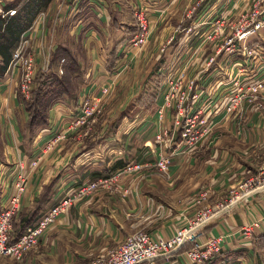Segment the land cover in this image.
<instances>
[{"label": "crops", "instance_id": "0c3cea01", "mask_svg": "<svg viewBox=\"0 0 264 264\" xmlns=\"http://www.w3.org/2000/svg\"><path fill=\"white\" fill-rule=\"evenodd\" d=\"M249 1L49 0L39 6L27 29H20L25 24L20 19L33 2L41 1H0L3 13L15 11L17 21L9 29L28 37L39 66L50 64L51 56L63 49L78 69L75 97L54 103L47 126L35 131L27 129V113L20 102V70L8 68L0 76V211L14 193L19 164L28 167L41 156L37 166L28 169L11 239L81 186L108 180L131 162L143 165L134 176L122 174L109 182V189L101 187L97 194L74 201L22 262L2 259L0 264H91L139 229L170 238L200 209L196 202L201 191L209 193L203 206L216 210L231 188L258 173L264 163V109L245 105L234 114L224 111L233 77L240 66L251 68L248 59L240 51L221 54L211 68L201 71L206 58L191 57L214 20L236 16ZM143 7L148 11L150 36L145 46L135 48L131 46L134 12ZM178 25L192 32L174 34V41L167 44ZM251 38L245 45L257 47L263 61L264 29ZM259 60H252L256 71L261 68ZM59 66L53 64L50 71ZM181 72L196 78L199 93L188 106L189 113L205 110L213 129L193 151L186 150L178 133L172 148L161 150L155 136L161 128L172 129L175 117L174 110L167 109L163 119L158 118L163 77ZM106 87L109 95L101 93ZM85 100L99 110L95 122L72 127ZM50 142L53 147L44 150ZM160 153L170 158L168 177L155 167ZM255 220H261V227L250 240L238 235ZM263 235L264 193H258L214 215L196 241L225 237L221 253L207 264H264V245L258 247ZM170 264H186L182 252L173 255Z\"/></svg>", "mask_w": 264, "mask_h": 264}, {"label": "built area", "instance_id": "2783aa9c", "mask_svg": "<svg viewBox=\"0 0 264 264\" xmlns=\"http://www.w3.org/2000/svg\"><path fill=\"white\" fill-rule=\"evenodd\" d=\"M14 14L15 11L3 13L0 10L2 17L13 16ZM250 16L243 22L240 29L237 28V24L232 18L221 17L214 20L210 30L204 35L200 43L201 50H205L208 45V50L215 51L214 56L206 58L201 71H207L214 65L218 55L225 54L229 56L238 51L244 53L251 67L240 66L238 73L233 77L229 95L225 99L224 111L226 114L241 110L243 105H251L255 110L264 109V98L262 102H259V97L264 95V60H259L260 51L257 47L245 45L249 37L264 28V8L260 11H254ZM187 18H190V15H187ZM134 21L136 32L131 40V46L141 48L147 44L150 36L147 9L143 7L135 10ZM183 31L186 34H190L192 28L175 27L174 33L168 39L167 44H171L174 41V36ZM193 53L191 57H193ZM257 59L261 63L260 72L254 69V64L253 66L251 65ZM9 67L10 70H20L18 92L26 101L30 99L31 93L35 88L36 77L41 74L45 75L50 71L48 62L38 65L35 53L31 51L30 41L25 34L20 37L12 54ZM57 73L62 74V68ZM241 76L242 78H240ZM164 85L162 104L157 109V114L159 120H162L165 111L173 109L175 112L174 126L170 130L161 128L156 134L154 141L161 150L171 149L174 135L178 133L181 142L186 146V150L193 151L196 149L199 140L209 131L208 125H210V122H208L209 114L205 110L198 109L195 113H189L188 106L190 107V104L199 97L196 89V78L190 79L183 72L177 75H166L164 77ZM101 93L109 95V89L107 87L103 88ZM98 111L97 106L92 101L85 100L81 111L74 117L72 127L91 126L95 122ZM61 137L63 138L64 135ZM52 147L53 142H50L44 150H50ZM40 158L41 156H38L30 161L28 167L24 163L19 164L14 193L0 211V260L10 259L20 262L29 249L38 244L41 236L56 223L59 216L67 211L74 201L89 196L103 185L102 181H96L82 186L51 208L34 226L26 229L19 239L11 242L10 236L13 221L19 211L21 198L25 192L28 169H34ZM155 166L161 174L168 177L169 157L160 153ZM142 168L143 166L139 164L129 166L123 170V173L140 171ZM258 193H264V169L258 177L245 181L238 189L231 191L228 200L225 203L223 201L217 204L216 210L205 205L189 221L188 225L176 230L170 238L154 237L145 231H136L127 236L117 248L109 251L105 257L94 261L92 264H158L159 260L164 262L162 264H170L172 256L180 252H182L186 264H207L221 253V245L225 237L208 238L198 243L196 240L200 231L214 215L220 212H228L246 198ZM207 198L206 191L202 192L197 203H202ZM260 227L261 220L252 221L243 227L238 234L243 239L250 240ZM188 245H190V248L183 250Z\"/></svg>", "mask_w": 264, "mask_h": 264}, {"label": "trees", "instance_id": "16d2710c", "mask_svg": "<svg viewBox=\"0 0 264 264\" xmlns=\"http://www.w3.org/2000/svg\"><path fill=\"white\" fill-rule=\"evenodd\" d=\"M39 1H41V4L39 2H33V6H31L24 13L20 20L25 24L24 27L20 29H27L31 25L33 16L37 14L39 6L47 5L49 2V0H44L43 2L42 0ZM15 21H17L15 16L10 17L9 19H2L0 17V76H2L8 70L11 63L12 54L20 38V33L18 31L16 32L13 28L11 31L9 29L12 24L16 23ZM62 59H64L66 64L63 66L64 72L61 76L57 75V73L53 70L45 75H38L36 77L35 88L31 93L30 99L26 101L20 97V102L23 106V109L27 113V129L29 131L43 129L47 126L48 113L54 103L62 100L64 97H69L70 99L75 97L74 90L76 86V79L78 77V69L74 67L75 61L68 54V52L63 49H58L53 55L52 62L54 63ZM39 220L40 219H38L36 222ZM26 228L24 231H19L17 237L11 240V242H15L17 239H19L26 231ZM11 237L12 236H10V238ZM263 245L264 235L258 242V247L262 248Z\"/></svg>", "mask_w": 264, "mask_h": 264}, {"label": "rangeland", "instance_id": "374dc122", "mask_svg": "<svg viewBox=\"0 0 264 264\" xmlns=\"http://www.w3.org/2000/svg\"><path fill=\"white\" fill-rule=\"evenodd\" d=\"M197 3H195L194 4V7H195V5H196ZM190 8H192V7H190ZM264 8V0H250L248 3H247V5L243 8V9H241L238 13H237V15L236 16H232V20H234L235 22H236V24H237V28H241L242 27V25H243V22H245L248 18H250L251 16V13H253L254 11H260V10H262ZM192 10V9H191ZM187 14V12H185V15ZM178 26H181V27H183V25H178ZM262 29H264V28H262ZM262 29L261 30H259L258 32H256L254 35H252L251 37H249V38H251V39H253V38H255V37H257V34L258 33H260V32H262ZM256 35V36H255ZM249 38L246 40V42L247 41H249ZM217 40H219V39H217ZM220 41V40H219ZM209 48H208V45L206 46V49L205 50H198V49H194L193 51H191V53H193V57H197V55L198 56H200L201 58H207V57H211V56H214V54H215V51H213V50H208ZM54 55V54H53ZM53 55L51 56V57H53ZM220 57V55H218L217 57H216V59L217 58H219ZM63 60V62H61ZM62 60H59V61H57V62H50V64H49V68H51V66L53 65V64H55V67L54 68H56V66H57V64L59 63L60 64V66L58 67V69H57V71L60 69V68H62V74H63V72H64V69H63V66L66 64V62L64 61V59H62ZM255 61L256 60H254V63H255ZM53 63V64H52ZM213 66V65H212ZM211 66V67H212ZM210 67V68H211ZM9 69H10V67H9ZM54 71L57 73V71H56V69H54ZM239 71V70H238ZM238 73V72H237ZM62 74H58L57 73V75H59V76H61ZM240 78H242V76L240 77ZM36 80V79H35ZM163 81H164V77H163ZM263 98H264V95H261L260 97H259V102H262L263 101ZM245 105H243V107H244ZM249 106H251V105H249ZM242 107V108H243ZM241 108V109H242ZM258 110H262V109H258ZM235 113V112H234ZM234 113H232V114H234ZM226 114V113H225ZM228 115V114H227ZM208 128H209V131H208V133H210L211 131H212V129H213V127L211 126V125H208ZM205 135V134H204ZM199 143V142H198ZM198 145V144H197ZM196 148H197V146H196ZM195 150V149H194ZM263 159H264V155H263ZM169 160H170V158H169ZM137 164H139V163H136V162H131V163H129V164H127L122 170H121V172L119 173H117V174H115L114 176H112V177H110V179H108V180H106L105 178H102V179H98L97 181H102L103 182V185H102V188L104 187V189H109L108 187H110L111 185L109 184V182H111V183H113L114 181H116V179H118L120 176H122V174H124L125 176H134L133 174H135V173H139L140 171H142L143 170V168L140 170V171H136V172H125V173H123V170L124 169H126V168H128L129 166H135V165H137ZM139 165H141V166H143L142 164H139ZM156 167V166H155ZM170 167V166H169ZM156 169L158 170V168L156 167ZM264 169V163L261 165V167H260V169H259V171H258V173L256 174V175H254V176H252V177H250V178H247V179H243L242 181H240L235 187H233V188H231L230 190H229V192L227 193V198H226V200H224V203L228 200V198H229V196H230V193H231V191H233V190H236V189H238V187L242 184V183H244L245 181H247V180H252V179H255L256 177H258V175L261 173V171ZM158 172L161 174V172L158 170ZM137 175V174H136ZM161 175H163V174H161ZM164 176V175H163ZM164 177H167V176H164ZM138 179H139V177H137ZM94 182H96V181H94ZM92 183V182H91ZM90 184V183H89ZM82 187V186H81ZM80 187V188H81ZM106 187V188H105ZM101 186L98 188V190L97 191H95V192H93V193H91L88 197H90V196H93V195H95V194H97L101 189ZM102 191V190H101ZM206 191V193H207V196H209V193H208V189H205L204 191H201L200 193H199V195H198V198H197V200H199V196L202 194V192H205ZM253 195H255V194H253ZM253 195H251V196H253ZM250 196V197H251ZM208 199V198H207ZM206 199V200H207ZM248 198H246L245 200H243L242 201V203L243 202H245L246 200H247ZM206 200H205V202H206ZM203 203V202H202ZM202 203H197L196 202V205H198L199 207H200V209L199 210H197V212H196V214L199 212V211H201L203 208H204V206H203V204ZM241 203V204H242ZM207 205V204H206ZM203 206V207H202ZM211 209H213L210 205H208ZM235 207V206H234ZM233 207V208H234ZM232 208V209H233ZM231 209V210H232ZM195 214V215H196ZM195 217V216H194ZM193 217V218H194ZM255 221H257V220H255ZM251 223V222H250ZM247 226V225H246ZM243 228V227H242ZM241 228V229H242ZM240 229V230H241ZM12 231H13V226H12ZM138 231H145L146 232V230H144V229H139ZM239 232V231H238ZM239 235V234H238ZM11 236H12V232H11ZM253 237V236H252ZM38 244H39V242H38ZM38 244L36 245V246H34V247H32L31 249H29V251H31L32 249H34L35 247H37L38 246ZM28 251V252H29ZM27 252V253H28ZM109 252V251H108ZM26 253V254H27ZM25 254V255H26ZM25 255H24V257H25ZM24 257H23V259H24ZM23 259L20 261V262H22L23 261ZM98 259H100V258H97V259H95L94 261H96V260H98ZM8 260H10V259H8ZM12 262H15V263H20V262H18V261H13V260H11ZM93 261V262H94ZM92 262V263H93ZM91 263V264H92Z\"/></svg>", "mask_w": 264, "mask_h": 264}]
</instances>
